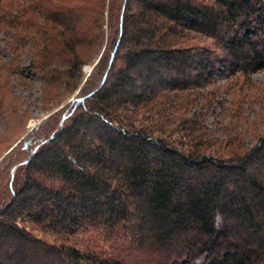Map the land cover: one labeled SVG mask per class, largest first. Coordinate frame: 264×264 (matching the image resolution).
Here are the masks:
<instances>
[{
  "label": "trees",
  "instance_id": "16d2710c",
  "mask_svg": "<svg viewBox=\"0 0 264 264\" xmlns=\"http://www.w3.org/2000/svg\"><path fill=\"white\" fill-rule=\"evenodd\" d=\"M44 1L54 33L37 26L38 67L83 83L2 159L24 156L0 203V264H264V133L204 126L225 91L209 89L216 76L264 68V0ZM88 229L115 253L68 244Z\"/></svg>",
  "mask_w": 264,
  "mask_h": 264
},
{
  "label": "rangeland",
  "instance_id": "374dc122",
  "mask_svg": "<svg viewBox=\"0 0 264 264\" xmlns=\"http://www.w3.org/2000/svg\"><path fill=\"white\" fill-rule=\"evenodd\" d=\"M37 3L43 8L49 5L44 0H0V9L4 12L3 15L0 14V203L8 197V184L11 181L9 175L24 157L13 153L15 162L4 167V156L12 149H18L31 129L41 120L53 112H64L73 98L79 95L83 83L66 86L62 76L55 78L53 73L47 72L54 67L58 71L65 69L64 64L59 62L54 61L43 69L38 67L42 59L39 60L36 54L44 43L40 40V33L36 31L37 26L48 34L54 31L53 25L45 16L37 13L34 7ZM90 3L95 5L97 1L90 0ZM105 30L101 45L94 44L84 49L81 69L84 78L100 56L109 50L112 34ZM200 43L212 46L210 40H202ZM212 87L225 89L217 96L204 121V126L213 137L222 139L234 135L235 132L230 129L231 122L246 130V142L252 141L257 134L264 133V68L246 76H216L209 89H213ZM217 224L220 225L219 219ZM27 228L32 234L48 242L56 239L48 232H43L40 227L27 225ZM110 242L97 229H88L78 233L68 244L95 246L98 251L111 255L115 253V247ZM193 264H202V259Z\"/></svg>",
  "mask_w": 264,
  "mask_h": 264
}]
</instances>
